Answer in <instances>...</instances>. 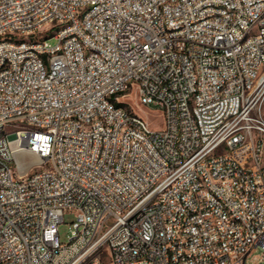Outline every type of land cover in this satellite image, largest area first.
<instances>
[{
  "label": "built area",
  "instance_id": "built-area-1",
  "mask_svg": "<svg viewBox=\"0 0 264 264\" xmlns=\"http://www.w3.org/2000/svg\"><path fill=\"white\" fill-rule=\"evenodd\" d=\"M263 101L264 0H0V264L263 258Z\"/></svg>",
  "mask_w": 264,
  "mask_h": 264
},
{
  "label": "rangeland",
  "instance_id": "rangeland-1",
  "mask_svg": "<svg viewBox=\"0 0 264 264\" xmlns=\"http://www.w3.org/2000/svg\"><path fill=\"white\" fill-rule=\"evenodd\" d=\"M56 38L54 36L49 37V41L54 43ZM130 109L135 113L141 115L145 118L152 129H158L163 126L164 116L161 109L153 104H144L140 102L139 96L136 91L132 90L131 93L123 97ZM262 113L264 115V101L262 103ZM74 217V212L67 210L64 213V219L58 225L59 237L62 241H65L70 233L71 220ZM261 250L256 247L252 252L246 256L243 264H264V254L263 258H260Z\"/></svg>",
  "mask_w": 264,
  "mask_h": 264
}]
</instances>
